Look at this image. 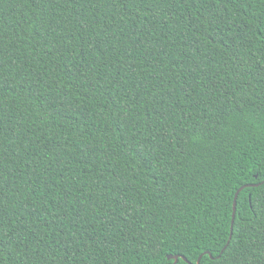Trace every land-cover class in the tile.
<instances>
[{"label": "trees", "instance_id": "1", "mask_svg": "<svg viewBox=\"0 0 264 264\" xmlns=\"http://www.w3.org/2000/svg\"><path fill=\"white\" fill-rule=\"evenodd\" d=\"M171 256L264 264V0H0V264Z\"/></svg>", "mask_w": 264, "mask_h": 264}, {"label": "water", "instance_id": "2", "mask_svg": "<svg viewBox=\"0 0 264 264\" xmlns=\"http://www.w3.org/2000/svg\"><path fill=\"white\" fill-rule=\"evenodd\" d=\"M259 185H254V187H257ZM244 188L240 189L238 191V193L236 194V197H235V202H234V213H233V222H232V226H231V236H230V241L232 239V236H233V230H234V223H235V218H236V212H237V201H238V196H239V193L241 191H243ZM230 241L228 243V245L230 244ZM228 247V246H227ZM227 247L224 249V251L227 249ZM223 251V252H224ZM211 258L213 259V257L211 256ZM169 260H174L175 263L174 264H177L178 263V260H179V257H169ZM198 264H201V259L198 261Z\"/></svg>", "mask_w": 264, "mask_h": 264}]
</instances>
